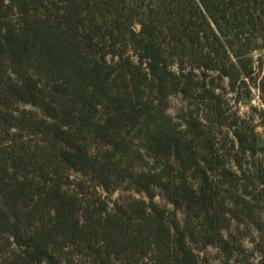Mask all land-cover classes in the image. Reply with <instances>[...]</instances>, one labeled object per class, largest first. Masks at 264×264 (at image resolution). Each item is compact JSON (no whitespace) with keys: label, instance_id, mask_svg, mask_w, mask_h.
<instances>
[{"label":"trees","instance_id":"trees-1","mask_svg":"<svg viewBox=\"0 0 264 264\" xmlns=\"http://www.w3.org/2000/svg\"><path fill=\"white\" fill-rule=\"evenodd\" d=\"M52 13L58 21H52ZM85 33L92 42L98 38V53L84 52L80 38ZM257 36L264 40V0H0V161L20 152L25 135L39 138L59 161L107 193L116 182L128 181L147 199L116 202L110 208L98 198L82 206L58 186L49 187L45 195L53 217L50 211L46 216L51 226L40 221V229L23 231L18 205L27 179L17 177L16 167L10 174L0 166V224L2 218H13L11 236L19 248V254L3 264H60L50 250L58 239L93 264H200L193 243L213 246L230 258L233 249L220 232L217 189L207 171L197 167V186L184 176L171 177L168 163L158 173H135L113 159L115 152L126 151L125 144L94 120L93 111L113 100L105 83L117 71L124 79L140 73L146 90L161 102L173 92L184 97L198 93L212 103V111H220V95L214 79L208 78L217 74L220 80L228 79L230 90L238 94L237 83L247 86L256 71L247 52ZM3 64L7 68L2 69ZM60 79L71 82L73 91L78 86L91 90L96 104L81 111L77 120L112 153L90 155L73 137L71 124L59 122V112L40 84L62 88ZM261 86L264 93V81ZM125 101L115 100L118 113L127 109ZM20 104L37 109L43 117L20 110L16 106ZM149 120L146 115L147 127ZM147 134L162 158L180 160L183 146L170 128L155 123ZM234 137L241 153L264 155V143L253 135L234 130ZM157 192L172 211L157 204ZM35 196L40 197L29 212L33 222L43 200L38 191L30 199ZM178 210L185 212L184 225ZM191 220L201 222V231H195ZM66 263L76 264L70 259Z\"/></svg>","mask_w":264,"mask_h":264},{"label":"rangeland","instance_id":"rangeland-1","mask_svg":"<svg viewBox=\"0 0 264 264\" xmlns=\"http://www.w3.org/2000/svg\"><path fill=\"white\" fill-rule=\"evenodd\" d=\"M51 19L55 22L59 20L55 13L51 14ZM135 25L138 29V24ZM87 36L85 33L80 39L84 40V52L91 56L93 51L98 53V38L92 42ZM247 54L256 71L251 79L246 80L247 86H239L237 83L238 94L230 90L228 79L220 80L217 74H210L208 78V81L214 79L213 87L216 94L220 95V111H212V103L198 93L184 97L180 92H173L161 102L153 92L146 90L140 73L133 72L128 79H124L123 73L118 71L105 83L113 100L105 102L104 106H97L96 111H93L94 120L106 125L125 144L126 151L115 152L113 159L122 161L135 173H158L168 163L171 177L184 176L192 185L197 186V167L207 171L217 189L220 232L230 243L233 253L230 258H226L213 246L202 247L201 244L193 243L191 246L198 254L200 264H264V155L241 153L234 137V130L243 131L264 143V93L261 90L264 81V40L261 36L253 40ZM126 55L135 61L130 51ZM106 59L109 64L113 63L110 57ZM5 68L7 64H3L2 69ZM172 69L176 71L175 66ZM58 82L62 88H56L54 83H41L40 88L59 112V122L71 124L73 137L77 143L85 146L90 155L112 153L111 147L81 128L78 123L79 113L87 112L88 107L96 104L91 90L78 86L73 91L71 89L75 86L71 82L68 84L64 79ZM119 97L126 99L123 107L127 109L121 113L114 108L118 104L115 100ZM144 105H148L146 110H143ZM16 106L43 117L42 112L29 105ZM146 115H149V127ZM155 123L170 128L179 140L183 146L180 160L174 157L164 159L154 150L147 133ZM22 144L20 152L13 154L6 162L0 161V166L6 167L10 174L14 171L13 167H16L17 177L27 179L26 185L22 187L23 202L18 205L23 231L40 229V221L47 227L51 226L46 216L50 211V218L53 217L52 204L46 200L45 195L49 187L58 186L61 192L77 197L82 206L98 198L107 202L110 208L116 202L147 200L143 193L134 191L128 181L116 182L112 191L107 193L89 177L69 169L59 161L55 151L39 138L25 135ZM46 177L47 183L43 180ZM35 191L42 193L43 200L34 214L37 220L33 222L29 212L40 197L30 199ZM157 193V204L172 211L173 206L160 192ZM177 215L184 225V210H178ZM1 221L0 264H3L19 254V248L11 236L13 218H2ZM190 223H193L196 232L201 231V222L191 220ZM50 250L60 260V264H67L66 259L76 264H93L90 257L60 239L51 245Z\"/></svg>","mask_w":264,"mask_h":264}]
</instances>
